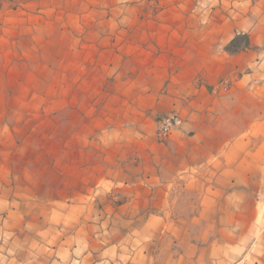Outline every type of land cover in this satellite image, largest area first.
Here are the masks:
<instances>
[{"label": "rangeland", "instance_id": "obj_1", "mask_svg": "<svg viewBox=\"0 0 264 264\" xmlns=\"http://www.w3.org/2000/svg\"><path fill=\"white\" fill-rule=\"evenodd\" d=\"M241 1L249 13L252 3L263 5L243 27L232 21L236 36L225 47L232 73L209 85L199 66L210 54L197 52L195 31L228 28L220 15L228 0H0V189L8 200L0 207V264H168L171 254L193 260L198 230L190 200L183 207L179 197L170 200L172 220L184 217L182 238L168 229L141 236L143 224L152 216L167 220L166 211L139 219L128 208L140 198L105 179L93 184L95 175L106 177V166L99 174L87 161L95 152L82 142L112 96H200L202 86L213 96H264V0ZM160 69L171 74L163 84ZM175 114L181 127L160 141L159 120ZM255 119L264 130V112ZM156 121L157 142L168 144L184 117L171 111ZM258 190L264 207V181ZM117 217L133 224L113 241Z\"/></svg>", "mask_w": 264, "mask_h": 264}, {"label": "crops", "instance_id": "obj_2", "mask_svg": "<svg viewBox=\"0 0 264 264\" xmlns=\"http://www.w3.org/2000/svg\"><path fill=\"white\" fill-rule=\"evenodd\" d=\"M246 4L228 0L220 14L229 21L225 30L215 23L210 30L195 31L197 52L210 54V59L205 55V66H199L209 85L232 73V57L225 51L236 36L232 21L239 20L241 25L235 27L240 28L243 22L258 19L262 3H252L253 16L243 10ZM254 44L252 38V47ZM157 77L163 84L171 77L169 69H160ZM210 90V86H202L197 91L200 96H112L113 104L106 111H97L82 142L89 154L95 152L96 160L87 161L98 166L99 174V166H106V177L95 175L93 184L105 179L115 191L130 199L140 198L128 208L139 219L142 212L166 211L167 220L152 216L143 224L141 236L156 237L168 229L171 235L182 238L184 217L172 220L170 200L179 197L180 207L186 198L190 200L193 228L198 230L193 260L171 254L168 264H235L242 258L241 263L247 260L249 264L252 254L256 264H264V207L258 201L259 182L264 181V139L258 137L264 130L255 119L263 116L264 96H233L231 90L213 96ZM171 111L180 112L184 124L171 142L159 144L156 120ZM238 117L240 123L234 125ZM4 190L0 189V207L8 204ZM131 224L133 221L120 222L117 217L111 227L118 235L113 241L120 239L121 229H132ZM78 242L81 249L83 239ZM89 257L84 255V261Z\"/></svg>", "mask_w": 264, "mask_h": 264}, {"label": "built area", "instance_id": "obj_3", "mask_svg": "<svg viewBox=\"0 0 264 264\" xmlns=\"http://www.w3.org/2000/svg\"><path fill=\"white\" fill-rule=\"evenodd\" d=\"M182 125V118L178 115H170V116H166L164 118H161L159 120V127H158V138L160 141H166L172 131L175 128H179Z\"/></svg>", "mask_w": 264, "mask_h": 264}, {"label": "trees", "instance_id": "obj_4", "mask_svg": "<svg viewBox=\"0 0 264 264\" xmlns=\"http://www.w3.org/2000/svg\"><path fill=\"white\" fill-rule=\"evenodd\" d=\"M236 43H237V39H236V40H235V41H234L232 44H234V45H235Z\"/></svg>", "mask_w": 264, "mask_h": 264}]
</instances>
